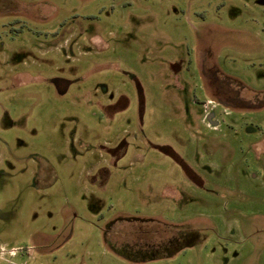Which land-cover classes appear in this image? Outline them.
Segmentation results:
<instances>
[{
    "label": "rangeland",
    "instance_id": "1",
    "mask_svg": "<svg viewBox=\"0 0 264 264\" xmlns=\"http://www.w3.org/2000/svg\"><path fill=\"white\" fill-rule=\"evenodd\" d=\"M0 264H264V0H0Z\"/></svg>",
    "mask_w": 264,
    "mask_h": 264
},
{
    "label": "built area",
    "instance_id": "2",
    "mask_svg": "<svg viewBox=\"0 0 264 264\" xmlns=\"http://www.w3.org/2000/svg\"><path fill=\"white\" fill-rule=\"evenodd\" d=\"M12 251H15V250H12ZM15 253L14 252H12V255H14Z\"/></svg>",
    "mask_w": 264,
    "mask_h": 264
},
{
    "label": "crops",
    "instance_id": "3",
    "mask_svg": "<svg viewBox=\"0 0 264 264\" xmlns=\"http://www.w3.org/2000/svg\"><path fill=\"white\" fill-rule=\"evenodd\" d=\"M15 257H17V256H15Z\"/></svg>",
    "mask_w": 264,
    "mask_h": 264
}]
</instances>
